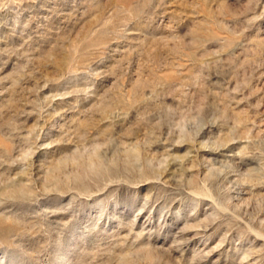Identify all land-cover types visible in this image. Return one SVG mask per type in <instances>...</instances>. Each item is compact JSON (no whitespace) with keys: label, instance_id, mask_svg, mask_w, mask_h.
Here are the masks:
<instances>
[{"label":"rangeland","instance_id":"rangeland-1","mask_svg":"<svg viewBox=\"0 0 264 264\" xmlns=\"http://www.w3.org/2000/svg\"><path fill=\"white\" fill-rule=\"evenodd\" d=\"M0 264H264V0H0Z\"/></svg>","mask_w":264,"mask_h":264}]
</instances>
